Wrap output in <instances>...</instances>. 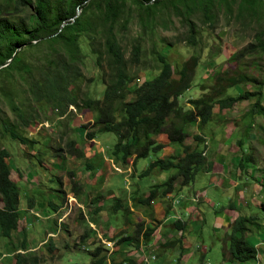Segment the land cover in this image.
<instances>
[{
  "label": "rangeland",
  "instance_id": "1",
  "mask_svg": "<svg viewBox=\"0 0 264 264\" xmlns=\"http://www.w3.org/2000/svg\"><path fill=\"white\" fill-rule=\"evenodd\" d=\"M201 3L208 5V16L203 15ZM78 13L79 10L75 15ZM182 14L188 16L194 23V44L187 41V26L181 20ZM127 19L126 24L122 26V16L119 17L113 27L125 58L129 55L132 39L139 32L136 17L130 13ZM102 37L103 29H98L93 39H89L85 32H81L78 39L79 52L75 60L77 76L68 86L69 92L77 100L101 97L105 69L102 59L97 62L96 56L99 57L102 52ZM258 37H264V2L257 0H184L178 4L177 12L169 11L157 18L151 35L154 48L166 58L174 73L190 55L198 56L191 84L178 98L183 108L189 107L187 103L189 98H195L207 90L201 88L211 83L210 76L214 72H244L257 79H264V48L257 47L256 52L237 54L241 48L255 42ZM144 38L141 44L144 49L141 61L136 67H130L134 78L127 84L129 89L157 72V63L148 51L150 41L147 37ZM55 47L62 50L58 44ZM32 55H35V51L29 52L30 58ZM11 73L10 71L9 74ZM15 78L17 80V77ZM245 90L254 91L256 88L250 83H239L228 88L224 95L235 97ZM259 90V102L264 107V84ZM11 94L12 105L16 109L11 108L9 95L4 96L0 92L1 114L8 117L14 123V127L28 138V143L19 144L8 136L0 137V148L8 150V156L4 160L5 166L19 189L17 227L11 232L9 239L0 236V264H14L17 253L20 255L21 264L88 263L90 256L87 250L97 244L107 247L106 243L99 240L98 234L102 238L105 236L106 239H113L121 234L117 231L122 230L126 223L123 207L113 211L111 206L115 197L106 198L104 190L114 187L123 201H130L129 206L137 205L136 194L127 192L131 187L132 169H143L150 160L160 156V152L162 153L165 148L156 154L137 159L134 165L129 164L130 173L123 172V169H127L126 164H122L110 154V148L115 141L114 134L97 132L95 142H90L84 137L85 131L94 130L96 127L94 112L81 104H76L67 105L65 112L60 114L59 108L52 100L33 99L27 84L21 79ZM132 96L129 93L127 98ZM253 100L254 97L235 101L229 108L218 109L215 106L212 119L205 125L187 128L188 136L185 142L193 146L195 141H192L191 135L197 133L202 141L195 145L203 150L207 160L212 161L211 169H215V172L223 169L221 172L224 175L227 169L228 173L234 175L231 178L235 183L233 187L226 189L220 188L218 184L217 188H213V184L218 177L222 178V174L198 172L195 181L197 183L202 181L206 189L215 190V198L206 196L214 201L215 205L211 207L205 204L203 213L198 218L192 215L190 219L192 222L184 235L188 255L179 258L177 248L179 246L174 247V243L166 241V245L162 247L164 252L159 250V255L155 259H149L148 264H163L164 260L173 264L227 262L221 258V251L225 246L222 234L225 230L215 226L213 209L225 202V206H228V203L233 205V208H227L232 209L229 212L235 216L237 213H258L256 206L264 196V192L258 188L260 171L264 169V118L254 115L252 125L246 128L249 122L246 111ZM18 115L29 118L26 126L22 125ZM68 140H73L75 147L82 152L102 148L98 151L99 159L96 160L104 159L102 161L104 164L100 162L104 172L99 180L96 179L97 184L89 180L92 177L89 171L92 169L86 167L88 159L85 156L74 157L58 151L60 148L65 149ZM89 143L92 144L88 146ZM176 147L177 149L173 147L166 150L161 156L175 155V150L180 153V148L177 145ZM243 149L252 156L251 162L255 165L253 170L250 163L245 164L241 170L236 165ZM56 153L61 156H56ZM91 162L96 165L94 159ZM162 173L166 176L168 171ZM210 177L212 182L209 180ZM73 178L80 185L77 195L70 188L69 179ZM149 178H145L146 181H149ZM222 183L223 181L220 184ZM225 184L226 182L223 187ZM141 189L146 191L143 184ZM95 192L104 196L100 195L96 204L91 202ZM170 193L173 201L183 199V194L178 190ZM190 198L195 213L200 203L199 194H191ZM48 201L58 209H52ZM99 204L100 211L94 213L93 207ZM89 220L93 227L88 224ZM88 229L89 235L82 241L80 236ZM254 232L250 236V243L258 247L257 257L233 264H264V220ZM125 244L129 246L127 249L134 250L130 242ZM142 249L146 251L145 247Z\"/></svg>",
  "mask_w": 264,
  "mask_h": 264
},
{
  "label": "trees",
  "instance_id": "2",
  "mask_svg": "<svg viewBox=\"0 0 264 264\" xmlns=\"http://www.w3.org/2000/svg\"><path fill=\"white\" fill-rule=\"evenodd\" d=\"M184 0H0V92L7 96L11 108L12 90L21 79L27 84V89L32 98L52 100L63 114L67 105L81 104L95 113L94 130L84 132L86 139H91L97 132H110L114 134L115 141L110 148V154L122 164L134 165L139 158L156 154L166 145H177L180 153L166 157H155L140 170L139 176H146L152 170L171 169L169 175L162 183L153 185L144 197L138 199L140 203L148 202L156 195L164 196L171 192L173 182L179 186H186L194 181L198 172H207L212 167V161L207 160L203 150L198 149V142L202 138L194 133L191 135L195 144L191 146L185 142L189 126L201 127L212 119L213 108H229L235 101L249 100L253 102L246 111L249 125H252L253 116L260 115L264 118V107L259 102L260 87L264 79H257L244 72L213 73L211 83L201 89H207L195 98H189L188 108H183L179 96L189 88L194 68L198 63L195 54L184 61L174 73L170 63L155 48L151 39L157 18L164 16L169 11L177 12L178 4ZM263 1L264 0H257ZM79 10L77 15L76 12ZM204 16L209 15V7L201 3ZM132 13L139 26V32L132 39L129 55L124 57L119 42L113 31L115 23L122 16L121 24L127 22V15ZM158 16V17H156ZM182 21L187 26V41L194 44V23L182 14ZM123 28V27H122ZM98 29H103L101 58L104 65L103 90L100 98L85 97L77 100L69 92L70 82L77 76L75 60L78 58V39L81 32H85L89 39H93ZM147 32L149 33L147 35ZM147 37L149 54L157 63V72L148 79H143L134 88H128V82L134 78L130 67H136L141 61L144 49L141 44ZM58 44L61 49L55 47ZM257 47L264 48V37H258L255 42H250L241 48L237 54L256 52ZM35 51L31 58L29 52ZM236 56V54H235ZM12 72L9 74V72ZM17 77V80L16 78ZM252 84L254 91H243L235 97L224 95L226 90L236 84ZM8 91V93H6ZM131 93L133 96L127 98ZM23 126L27 125L29 118L18 115ZM85 128V125H83ZM163 133L167 143L158 142L155 137ZM8 136L19 144L28 143V138L21 134L14 123L0 110V137ZM58 151L74 157H82L83 153L75 147L73 140L65 143V149ZM8 150L0 148V236L9 239L11 232L18 223V195L19 189L16 181L9 175L4 160ZM56 156L61 154L56 153ZM250 152L243 149L237 160V167L241 170L245 164L250 163L251 170L255 165L251 162ZM86 166L88 164L86 163ZM249 171V174L251 173ZM251 176V174H250ZM70 188L75 195L79 184L69 179ZM259 190L264 192V169L260 171ZM100 194L95 192L91 202L97 203ZM112 210L116 211L121 206V199L113 198ZM52 209L57 206L48 201ZM233 208L231 203L227 204ZM101 205L93 207L94 213L100 210ZM258 213L239 214L227 225V230L222 234L225 248H222L221 258L228 262H245L256 258L257 249L250 243L252 236L264 220V196L256 206ZM124 213L128 211L123 207ZM94 220V218H92ZM182 222L179 219L172 221L177 228ZM139 224L136 232L130 236L117 237L118 244L128 239L130 244L138 248ZM89 230L83 231L80 236L84 241L89 235ZM150 230L144 231L143 242L148 241ZM112 240V239H106ZM93 242V241H92ZM23 242L20 243V248ZM90 260L88 263L72 264H143L133 255H124L118 263L110 259L107 249L103 244H97L87 250ZM14 264H21L19 253L15 255Z\"/></svg>",
  "mask_w": 264,
  "mask_h": 264
},
{
  "label": "crops",
  "instance_id": "3",
  "mask_svg": "<svg viewBox=\"0 0 264 264\" xmlns=\"http://www.w3.org/2000/svg\"><path fill=\"white\" fill-rule=\"evenodd\" d=\"M96 139L97 137L94 136L93 138L89 140L90 142H95ZM155 139L158 142H161L164 144L167 143V138L165 134L163 133L158 134L155 137ZM91 144L92 143H89L88 146H90ZM173 147L177 149L176 145L170 144V145L163 147L165 148L163 149V152ZM96 149L84 150L82 152L83 156H85L89 162V163L87 162L88 166L86 167H88V169L94 170V171L92 170L89 171V175H92V177L89 180L92 183H94L96 179L99 180L101 178V175L104 172L103 169H101V165L104 164L102 162L104 161V159L102 161L101 159L96 160V158L99 159L98 151H101L102 148L100 147L99 149L97 150ZM163 152L162 153L160 152V156L158 157H162L161 155L164 154ZM178 153L179 152H177L176 150L174 151V154H178ZM93 159L96 161V165H94L91 162V160ZM100 162H102L101 165H100ZM129 164L130 162L126 164L125 167L127 169H123V172H127V173L131 172L130 169L128 168ZM132 170H133V177H132L131 187L130 189H128L127 192H131L134 195L136 194L135 201L137 202V205H133V207L129 206L130 201L128 202L123 201L122 198L119 197V195L117 194V189H115L114 187L107 188L104 190L106 198H108V196H111V197L114 196V197L121 198V206L128 207V211L126 212V214L124 213L125 220H126V223L124 224L125 226L124 228H122V230L117 231V232H121V234L119 233V235H116V237L113 238L112 240H106L105 236H103L102 238L98 234L99 240H101L102 243H106V246H107L106 249H107V253L109 254L110 259H112L114 263H118L119 261H121L124 255H133L134 257H136L138 261H142V258H146L147 263H148L149 259H155L159 255V250L163 251L162 247L166 245V241L171 244L174 243L173 244L174 247L179 246L177 247L179 258H185L188 254L186 252L187 247L185 244L184 235L188 227L190 226L189 224L192 222V220L190 219L192 218L193 214L194 216H197V218L200 217V215L203 213V210H204L203 206L205 204L211 207L215 205L214 201H211L208 197H206V196H209L210 198H215L216 196L214 192L215 190L206 189V186L203 184L202 181H199L197 183L195 181L196 175L198 174L197 173L194 176V181L188 184L187 186L180 187L175 183L173 184L171 192L175 190H178L179 192H181L183 194L182 200H178V201L171 200L170 198L171 193L169 192L165 194L164 196H160L159 194H156L148 202V204H144L138 201V199L141 198V193H142V197H144L147 194L148 190L153 185L162 183L169 175L173 174V171L171 169L163 170V171L152 170L146 176H139V172L141 169L140 170L132 169ZM219 170L223 171V169H219ZM166 171H168V174L164 176L162 172H166ZM221 171L219 172L222 174V178L218 177L216 182L213 184V188H217L216 184H218L220 188L222 189L229 188L230 186L233 187L235 182H233L231 176H234V175L232 173H228L227 169L224 172L226 173L225 175ZM219 172H215V169H210L209 171L203 172V173L210 174V175H213L215 173L217 175V173ZM148 177H150L149 181H146L145 178H148ZM219 178L221 180H219ZM225 178L226 180L224 181ZM124 179L126 178L124 177ZM142 179H144V181H142ZM209 180L212 182V177H210ZM222 181L223 183L220 184ZM97 182H95V184H97ZM224 182H226L225 187H223ZM142 184L146 187V191L145 190L143 191L141 189ZM124 185H126V183H124ZM189 192L191 194L198 193L200 197V201H199L200 203L198 204V211H196L195 213H193L194 207L191 203L192 201L190 198L191 194L189 195ZM244 204L246 205V203ZM225 205L226 204L224 202L218 208L213 209V212L215 214L213 217V220H214L215 226L220 227L222 230L226 231L228 223L235 217V215L231 214L229 210H232V209L228 210L227 206ZM234 206L236 208V205ZM57 209L58 208H56V210ZM99 211L100 210H98V212ZM175 219H179L180 222H182V224L180 223L181 225L179 228H177L176 226L172 224V221H174ZM137 223L139 224V227H138L139 228V231H138V241L139 242H138L137 249L134 248L133 251H130V248L127 249V247L129 246H127L125 243H128L129 241L128 239L120 242L119 244L115 243V240L117 239V237L130 236L132 232L134 231L136 232ZM88 224L93 227L91 220L88 221ZM147 229H149L151 232L148 236V241L143 242L142 235L144 231H146ZM92 233L93 235H95L94 232H91V234ZM160 235H162V237ZM143 247H145L146 251H143L142 249ZM255 248L258 249L257 246H255ZM233 263H238V262H228V261L224 262V264H233ZM163 264H173V263L168 262L167 260H164Z\"/></svg>",
  "mask_w": 264,
  "mask_h": 264
},
{
  "label": "built area",
  "instance_id": "4",
  "mask_svg": "<svg viewBox=\"0 0 264 264\" xmlns=\"http://www.w3.org/2000/svg\"><path fill=\"white\" fill-rule=\"evenodd\" d=\"M142 262H143V264H148L146 258H142Z\"/></svg>",
  "mask_w": 264,
  "mask_h": 264
},
{
  "label": "water",
  "instance_id": "5",
  "mask_svg": "<svg viewBox=\"0 0 264 264\" xmlns=\"http://www.w3.org/2000/svg\"><path fill=\"white\" fill-rule=\"evenodd\" d=\"M7 61L8 60H6L4 63L0 64V67L6 65Z\"/></svg>",
  "mask_w": 264,
  "mask_h": 264
}]
</instances>
